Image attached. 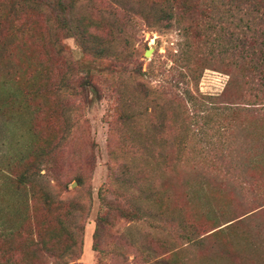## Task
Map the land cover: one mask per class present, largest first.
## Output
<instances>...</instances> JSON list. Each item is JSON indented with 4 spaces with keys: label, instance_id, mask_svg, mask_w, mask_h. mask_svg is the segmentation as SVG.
Masks as SVG:
<instances>
[{
    "label": "rangeland",
    "instance_id": "374dc122",
    "mask_svg": "<svg viewBox=\"0 0 264 264\" xmlns=\"http://www.w3.org/2000/svg\"><path fill=\"white\" fill-rule=\"evenodd\" d=\"M141 7L76 0L113 34L95 59L53 13L0 0V264H264V100L198 9L165 28ZM128 169L157 177L140 192Z\"/></svg>",
    "mask_w": 264,
    "mask_h": 264
},
{
    "label": "trees",
    "instance_id": "16d2710c",
    "mask_svg": "<svg viewBox=\"0 0 264 264\" xmlns=\"http://www.w3.org/2000/svg\"><path fill=\"white\" fill-rule=\"evenodd\" d=\"M19 7L22 9L19 14L23 16V11H33L36 9H44L53 13L55 22L59 23V29L63 30L70 37L78 41L79 46L85 52H89L92 58L100 59L105 53L111 54V47L113 42V34L110 31V26L106 27L107 33L101 26L89 22V19L81 17L74 20L72 9L76 0H17ZM114 7L119 9H150V20L154 24L162 25L167 28L172 23L173 10L189 13L192 9H198L199 15L204 19L205 32L218 29L223 33L225 44L222 46L221 52L228 56L226 66L239 69L242 71L241 78L243 83L247 86L248 91H255L256 94L252 96L255 99L264 100V0H152L147 3V6L142 4L143 0H110ZM12 7V6H11ZM13 8V7H12ZM74 20V23L72 21ZM21 25V22H19ZM118 33V32H117ZM216 33V32H215ZM204 43L212 48V43L209 41L207 35L198 34L196 37L203 38ZM216 38L212 39L215 40ZM111 40V41H110ZM110 41V42H108ZM203 44V41H201ZM217 46H220L218 43ZM232 55V56H230ZM184 61L187 57V51H182L178 58ZM187 62V60H185ZM183 162V159H178ZM231 164V162H229ZM179 164V163H178ZM145 167V166H144ZM160 164L154 161V170L160 173ZM133 169V167H131ZM131 169L128 173L124 174L125 179L123 182L126 184L131 183L140 192L146 185V179L151 181L157 177V174H152L153 177L145 175V179L141 183L131 181L129 178L132 175ZM143 169V168H142ZM145 170V169H143ZM153 170V169H152ZM39 169L34 171H26L18 177L21 183L36 182V176L41 177ZM128 174V176H127ZM161 174V173H160ZM121 177V178H122ZM125 180V181H124ZM130 181V182H129ZM24 183V184H26ZM70 207L72 206L69 203ZM70 213V212H69ZM134 212L133 216H135ZM101 220V218H100ZM99 219L94 225L92 240L95 239L99 228ZM185 234L184 240L186 242H193ZM70 242L72 238L69 236L66 239ZM81 239V237H80ZM77 241L76 245L81 246V241ZM73 243L66 247L67 251H71ZM94 246L92 245V250ZM165 264V263H164Z\"/></svg>",
    "mask_w": 264,
    "mask_h": 264
},
{
    "label": "water",
    "instance_id": "95a60500",
    "mask_svg": "<svg viewBox=\"0 0 264 264\" xmlns=\"http://www.w3.org/2000/svg\"><path fill=\"white\" fill-rule=\"evenodd\" d=\"M148 56V52L146 51L145 53H144V57H147Z\"/></svg>",
    "mask_w": 264,
    "mask_h": 264
}]
</instances>
